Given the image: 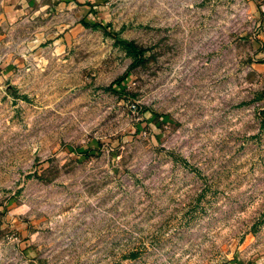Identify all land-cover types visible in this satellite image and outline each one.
Segmentation results:
<instances>
[{"label":"rangeland","instance_id":"1","mask_svg":"<svg viewBox=\"0 0 264 264\" xmlns=\"http://www.w3.org/2000/svg\"><path fill=\"white\" fill-rule=\"evenodd\" d=\"M106 1L3 31L0 264H264V0Z\"/></svg>","mask_w":264,"mask_h":264},{"label":"crops","instance_id":"2","mask_svg":"<svg viewBox=\"0 0 264 264\" xmlns=\"http://www.w3.org/2000/svg\"><path fill=\"white\" fill-rule=\"evenodd\" d=\"M98 1L100 3L96 9H98L97 15H100L97 18L102 22L107 21V18H101L102 14H105L104 17L107 16L106 0H0V42L5 36L3 31H10L14 26L16 27L28 19L39 18L48 12H53V10H70L74 8L79 9L83 16L91 4Z\"/></svg>","mask_w":264,"mask_h":264},{"label":"trees","instance_id":"3","mask_svg":"<svg viewBox=\"0 0 264 264\" xmlns=\"http://www.w3.org/2000/svg\"><path fill=\"white\" fill-rule=\"evenodd\" d=\"M99 3L100 2L98 1L96 3L91 4L88 11H86L85 14L81 17L80 23L84 26H88V27H92V28H98V29L102 30V32L104 33V31H106L109 26H108V23L104 24L102 22V20L97 18L98 17L97 16L98 9H96V8H97V5ZM89 14H90V17H89ZM86 17H87V19H86ZM113 35H112V37H113V39H115L116 37ZM120 45L122 46L126 55H128L130 57L131 66H134V65H136V64H138L144 60V57L142 55L144 52V49H141V48L135 46L133 44V42L120 40ZM125 77H126V73L123 76L117 78L116 80H113L109 84V86L106 87V89L109 91H114L113 86L115 85L117 87V89L123 90V88L121 87V82L125 79Z\"/></svg>","mask_w":264,"mask_h":264}]
</instances>
